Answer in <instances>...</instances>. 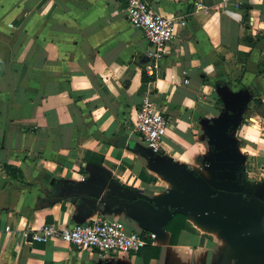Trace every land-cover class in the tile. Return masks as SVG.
Instances as JSON below:
<instances>
[{"label":"crops","instance_id":"0c3cea01","mask_svg":"<svg viewBox=\"0 0 264 264\" xmlns=\"http://www.w3.org/2000/svg\"><path fill=\"white\" fill-rule=\"evenodd\" d=\"M144 1L183 22L155 67L139 62L147 42L121 0H0V264H225L195 218L184 216L170 245L173 215L163 222L141 211L142 198L175 188L149 167L132 113L145 99L167 117L163 139L172 147L161 140V160L214 189V158L228 152L244 169V195L253 196L264 185V144L244 135L258 124L264 140V0ZM210 134L226 142L223 151L210 150ZM248 163L262 170L253 181ZM151 174L171 187L148 193ZM97 219L142 234L167 222L123 259L20 237Z\"/></svg>","mask_w":264,"mask_h":264},{"label":"water","instance_id":"95a60500","mask_svg":"<svg viewBox=\"0 0 264 264\" xmlns=\"http://www.w3.org/2000/svg\"><path fill=\"white\" fill-rule=\"evenodd\" d=\"M138 59L143 65L153 64L145 55H140ZM209 137L210 145L214 140L220 144L219 148L226 144L217 135L210 134ZM146 153L149 167L169 179L175 189L155 201L142 198L147 207L146 211L141 210L145 215L160 213L164 216L163 222L166 219L168 221L174 213L191 216L209 230H218V236L236 253V264H264V227L261 219L264 215V185L257 186L253 196H243L238 188L220 184L209 189L192 171L178 165H169L148 148ZM226 154L228 156L229 153ZM166 222L143 229L157 237ZM80 223L83 222L77 224ZM236 249L242 250L245 257H241ZM223 260L227 264L226 259Z\"/></svg>","mask_w":264,"mask_h":264},{"label":"built area","instance_id":"2783aa9c","mask_svg":"<svg viewBox=\"0 0 264 264\" xmlns=\"http://www.w3.org/2000/svg\"><path fill=\"white\" fill-rule=\"evenodd\" d=\"M125 5V16L130 25L141 31L147 42L144 55L153 61L155 67L167 51L177 25L183 22L155 12L144 0H121ZM225 1V0H222ZM133 131L152 153L160 150V142L166 134L168 119L143 99L132 113ZM8 227L4 231L8 232ZM22 240L48 241L58 238L71 245L75 251L89 250L104 258H126L147 243H152L155 234H145L126 229L123 222L116 219H97L72 226L56 227L44 224L32 232H21Z\"/></svg>","mask_w":264,"mask_h":264},{"label":"rangeland","instance_id":"374dc122","mask_svg":"<svg viewBox=\"0 0 264 264\" xmlns=\"http://www.w3.org/2000/svg\"><path fill=\"white\" fill-rule=\"evenodd\" d=\"M200 135L201 134H197V136H198L199 139H200ZM163 142L166 143V144H168L169 147H172V145L169 144L165 139H163ZM194 142H197V138L194 139ZM193 147L198 148L199 145L194 144ZM183 150H185V148ZM248 152H250V150H248ZM172 153L173 154H176L177 157H180L181 151H179V149L174 148V149H172L170 151V154H172ZM202 153H203L202 156H204V155L207 154L206 151L205 152H202ZM194 165L195 166H197V165L199 166V164H196V162H194ZM245 168H246L247 178L250 179V181H253V179H256L257 177H259L258 176L259 173L262 172V170L260 168H257V169L256 168H251L250 165H249V163H248V165L245 166ZM151 175H153L152 176L153 178L150 179V186H151V188L148 191V193L150 192V194L151 193L159 194V193H162V192L166 191L168 188L171 187L170 184H169V182L167 180H165V178H163V177H161L159 175L158 176L157 175H154V174H151ZM141 178L144 181H146V182L149 181V177H147L145 173H142ZM263 227H264V222H263ZM201 229H203V228H201ZM203 230H205V229H203ZM207 231L208 232H204V233H201L199 231L198 232L201 235H204V237H212V239L216 243V247H217V250H218L217 255H220V257L222 259L225 258L227 264H236L237 263V259H238L236 253L232 249H230V247L218 236L219 235L218 230L217 229L216 230L213 229V230H207ZM237 252L240 253V256L241 257H245L244 254H243V252H242V250H237ZM253 264H255V263L253 262Z\"/></svg>","mask_w":264,"mask_h":264},{"label":"flooded vegetation","instance_id":"af4514ba","mask_svg":"<svg viewBox=\"0 0 264 264\" xmlns=\"http://www.w3.org/2000/svg\"><path fill=\"white\" fill-rule=\"evenodd\" d=\"M218 145L220 144H218V142L214 140L213 144L210 145L211 148L210 150L215 152L223 151L224 147L220 146L219 148ZM214 166H215L214 171L216 174L215 177L216 184H220L229 188H238L240 190L239 192H242L241 194L245 196L243 193V189L245 188V184H246V179H245L246 176L244 169L242 167L233 164L231 161L227 159L226 155H221L220 158L215 156ZM174 214H179V213H174Z\"/></svg>","mask_w":264,"mask_h":264},{"label":"trees","instance_id":"16d2710c","mask_svg":"<svg viewBox=\"0 0 264 264\" xmlns=\"http://www.w3.org/2000/svg\"><path fill=\"white\" fill-rule=\"evenodd\" d=\"M140 78L142 81L146 80L145 73L143 71V67L141 69ZM184 215L181 214H174L168 224L165 226V229L169 232L170 238H169V244L172 245L175 243L176 237L179 233V231L183 228L184 225Z\"/></svg>","mask_w":264,"mask_h":264},{"label":"clouds","instance_id":"9594fccd","mask_svg":"<svg viewBox=\"0 0 264 264\" xmlns=\"http://www.w3.org/2000/svg\"><path fill=\"white\" fill-rule=\"evenodd\" d=\"M253 3H260L262 2V0H252ZM254 135H247L245 134L244 135V139H248V140H252L253 142H256V143H260V144H264V140H261L259 137H260V129H259V125H255L254 126ZM253 130L252 129H249V132H252ZM243 151V150H241Z\"/></svg>","mask_w":264,"mask_h":264}]
</instances>
